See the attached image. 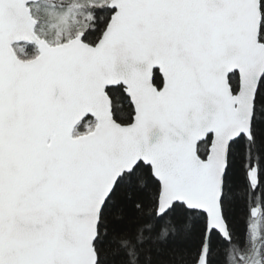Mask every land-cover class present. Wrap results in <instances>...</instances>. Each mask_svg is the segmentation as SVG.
<instances>
[{
    "label": "snow or ice",
    "instance_id": "1",
    "mask_svg": "<svg viewBox=\"0 0 264 264\" xmlns=\"http://www.w3.org/2000/svg\"><path fill=\"white\" fill-rule=\"evenodd\" d=\"M0 264H264V0H0Z\"/></svg>",
    "mask_w": 264,
    "mask_h": 264
},
{
    "label": "trees",
    "instance_id": "2",
    "mask_svg": "<svg viewBox=\"0 0 264 264\" xmlns=\"http://www.w3.org/2000/svg\"><path fill=\"white\" fill-rule=\"evenodd\" d=\"M238 227H242V221L238 222Z\"/></svg>",
    "mask_w": 264,
    "mask_h": 264
}]
</instances>
